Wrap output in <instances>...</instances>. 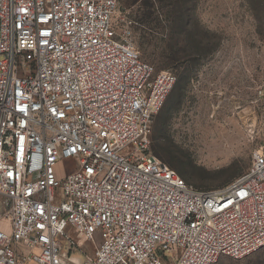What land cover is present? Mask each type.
<instances>
[{
  "label": "built area",
  "instance_id": "2783aa9c",
  "mask_svg": "<svg viewBox=\"0 0 264 264\" xmlns=\"http://www.w3.org/2000/svg\"><path fill=\"white\" fill-rule=\"evenodd\" d=\"M140 26L117 0H0V264H215L264 247L263 148L213 190L153 154L176 77L141 59Z\"/></svg>",
  "mask_w": 264,
  "mask_h": 264
},
{
  "label": "rangeland",
  "instance_id": "374dc122",
  "mask_svg": "<svg viewBox=\"0 0 264 264\" xmlns=\"http://www.w3.org/2000/svg\"><path fill=\"white\" fill-rule=\"evenodd\" d=\"M117 1L141 25V59L176 77L154 120V154L197 190L230 184L264 149V0ZM5 213L0 199L2 223ZM92 246L81 243L88 257ZM215 264H264V247Z\"/></svg>",
  "mask_w": 264,
  "mask_h": 264
},
{
  "label": "trees",
  "instance_id": "16d2710c",
  "mask_svg": "<svg viewBox=\"0 0 264 264\" xmlns=\"http://www.w3.org/2000/svg\"><path fill=\"white\" fill-rule=\"evenodd\" d=\"M165 103V102H164ZM164 105V104H163ZM152 142H153V140H152ZM152 152H153V154H154V149H153V143H152ZM155 155V154H154ZM156 156V155H155ZM157 157V156H156ZM158 158V157H157ZM160 159V158H159ZM161 160V159H160ZM163 161V160H162ZM164 162V161H163ZM166 163V162H165ZM167 164V163H166ZM169 165V164H168ZM170 166V165H169ZM171 167V166H170ZM172 168V167H171ZM173 169V168H172ZM187 182V181H186Z\"/></svg>",
  "mask_w": 264,
  "mask_h": 264
}]
</instances>
